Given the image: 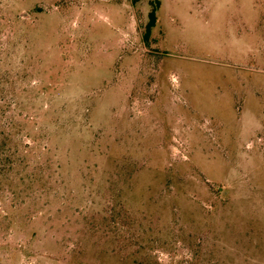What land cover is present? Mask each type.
Returning <instances> with one entry per match:
<instances>
[{
  "label": "rangeland",
  "instance_id": "374dc122",
  "mask_svg": "<svg viewBox=\"0 0 264 264\" xmlns=\"http://www.w3.org/2000/svg\"><path fill=\"white\" fill-rule=\"evenodd\" d=\"M0 0V264H264V0Z\"/></svg>",
  "mask_w": 264,
  "mask_h": 264
},
{
  "label": "trees",
  "instance_id": "16d2710c",
  "mask_svg": "<svg viewBox=\"0 0 264 264\" xmlns=\"http://www.w3.org/2000/svg\"><path fill=\"white\" fill-rule=\"evenodd\" d=\"M158 3H159L158 0H154L152 8H151V10L148 13V20H147V23L145 25V31H144V34H143V39L146 42L149 39V36L151 34V31H152V28L156 24Z\"/></svg>",
  "mask_w": 264,
  "mask_h": 264
}]
</instances>
